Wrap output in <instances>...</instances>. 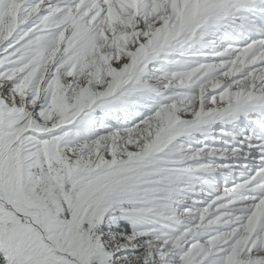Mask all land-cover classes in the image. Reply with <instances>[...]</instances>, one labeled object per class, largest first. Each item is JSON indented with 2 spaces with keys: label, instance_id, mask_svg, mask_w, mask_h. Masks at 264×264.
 Here are the masks:
<instances>
[{
  "label": "snow or ice",
  "instance_id": "snow-or-ice-1",
  "mask_svg": "<svg viewBox=\"0 0 264 264\" xmlns=\"http://www.w3.org/2000/svg\"><path fill=\"white\" fill-rule=\"evenodd\" d=\"M0 264H264V0H0Z\"/></svg>",
  "mask_w": 264,
  "mask_h": 264
}]
</instances>
